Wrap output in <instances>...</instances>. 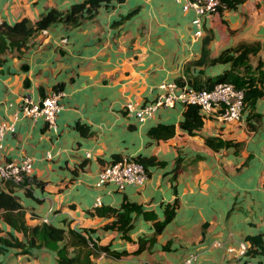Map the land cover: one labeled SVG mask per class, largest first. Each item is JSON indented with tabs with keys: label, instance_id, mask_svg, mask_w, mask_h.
<instances>
[{
	"label": "crops",
	"instance_id": "crops-1",
	"mask_svg": "<svg viewBox=\"0 0 264 264\" xmlns=\"http://www.w3.org/2000/svg\"><path fill=\"white\" fill-rule=\"evenodd\" d=\"M78 1L0 0V23L26 18L31 24L50 8L64 11ZM193 15L175 0H112L77 25L56 21L35 30L23 44L4 38L0 118L12 128L3 133L0 163L31 157L28 176L40 183L12 187L27 225L47 222L126 251L118 257L99 252L92 264H182L190 255L189 264L264 261V0H240L205 14L197 36ZM240 43L258 44L246 67L235 70L254 78L262 94L244 104L239 119L222 120L213 110H199L202 124L188 133L179 126L180 102L161 106L142 121L124 108L126 102L153 100L162 81L203 83L229 67L228 61L209 58ZM203 44L207 57L197 62ZM54 90L62 92L54 126L21 112L22 96L35 101ZM77 122L90 133L81 134ZM158 123L172 124V133L148 134ZM207 136L228 143L210 147ZM113 156L143 157V182L120 190L111 182L95 185L98 170ZM0 188L5 189L4 181ZM173 201V215L156 231L155 222ZM123 202L137 206L129 211L125 232L106 227L111 215L93 212L98 206L120 208ZM7 232L22 238L0 219V235ZM251 235L259 241L250 243ZM0 264H56V254L46 246L26 252L6 247Z\"/></svg>",
	"mask_w": 264,
	"mask_h": 264
},
{
	"label": "trees",
	"instance_id": "trees-1",
	"mask_svg": "<svg viewBox=\"0 0 264 264\" xmlns=\"http://www.w3.org/2000/svg\"><path fill=\"white\" fill-rule=\"evenodd\" d=\"M110 1L112 0H81L72 3L64 11L50 8L43 12L39 18L31 24L26 18H21L12 24L2 22L0 23V52L3 49L5 37L8 39L10 38L12 42L23 44L25 39L35 30H40L56 21H63L70 25H77L82 19L92 16L98 6L102 4L107 5ZM114 1L122 2L123 0ZM225 1L227 6H233L240 2V0ZM114 22H117V20ZM257 49V43H240L232 48H224L217 56L209 58V61H228L229 67L215 76L207 77L203 83L192 82L191 86L195 88H208L215 82L229 81L235 87L243 89L244 104L248 105L252 103L262 94V89L255 85L254 78L241 77L238 75L235 68L238 66L246 67V61L249 54H254ZM233 51H236V53L233 54ZM203 57H207V48L204 44L201 46V57L197 62L202 61ZM201 124L202 118L199 114L198 106L192 103L184 104L182 119L179 122V126L182 129H185L188 133H191L192 130L200 127ZM75 126L83 135L90 133L88 127L82 123L77 122ZM172 131V124L158 123L148 129V134L154 137H160L170 135ZM204 141L210 147H217L228 143L227 141L216 140V138L212 136L205 137ZM116 159L117 156H113L111 161ZM135 159L145 165L143 157L136 156ZM152 159V157L147 158L149 161ZM27 182L40 183L31 176H25L21 184ZM14 185L16 186L17 184L11 180H5V189L0 188V219L6 222L14 230L20 232L22 238H17L11 232H7L6 236L0 235V250L5 249L6 247H17L20 251L26 252L32 247L46 246L54 249L56 254V264H92L91 257L99 252H105L114 257H118L126 252L125 250H114L109 248L106 244L89 242L84 234L73 229L64 230L61 227L47 222L27 225L24 220V208L19 202L17 195L12 192V187ZM174 205L175 203L173 201L170 206L165 207L163 219L160 222H155L156 231H158L173 215ZM136 207L137 206L134 203L123 202L121 203L120 208L98 206L93 209V212L97 215H111L114 218L106 224V227L117 226L118 229L125 232L130 226L129 211ZM247 239L250 243H257L259 241L258 235L248 236ZM58 242H61V244H58ZM141 246L142 245L139 244L136 251H138Z\"/></svg>",
	"mask_w": 264,
	"mask_h": 264
},
{
	"label": "built area",
	"instance_id": "built-area-1",
	"mask_svg": "<svg viewBox=\"0 0 264 264\" xmlns=\"http://www.w3.org/2000/svg\"><path fill=\"white\" fill-rule=\"evenodd\" d=\"M181 4L182 10H193L191 19L194 25L193 35L201 34L203 16L213 13L218 9L228 7L225 0H175ZM44 31V28H42ZM65 39L63 38L62 41ZM160 92L153 100L143 103L134 104L126 102L124 108L127 112L132 113L134 117L142 121L150 117L153 112L163 106L171 107L175 102L181 104L192 103L198 106L201 112L214 111L217 118L222 120H237L240 118L244 102L243 89L235 87L229 81H218L210 87L195 88L186 84L177 82L162 81L158 85ZM61 91H52L41 98L33 101L28 96L21 97L20 109L24 115L32 118L41 117L49 124L54 126L56 112L61 108L58 97ZM12 128L7 120L0 118V149L2 147V137L5 130ZM46 156L50 154L47 152ZM31 157L24 155L18 160H6L0 163V181L11 180L16 184H21L25 176H28L32 170ZM144 165L133 157H121L102 166L97 172L95 185L99 186L105 182H111L116 189H122L126 184L140 185L145 178ZM98 199L94 205L98 204ZM220 242L214 241V245ZM239 250H244V244H239ZM193 256H187L183 259L182 264H189ZM258 264H264L260 262Z\"/></svg>",
	"mask_w": 264,
	"mask_h": 264
}]
</instances>
